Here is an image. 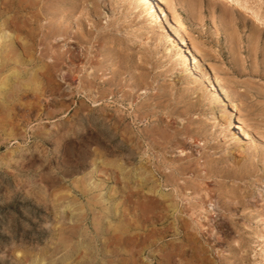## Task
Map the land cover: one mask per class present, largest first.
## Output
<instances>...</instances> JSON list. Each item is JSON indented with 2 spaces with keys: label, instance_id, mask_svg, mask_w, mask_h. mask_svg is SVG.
<instances>
[{
  "label": "rangeland",
  "instance_id": "1",
  "mask_svg": "<svg viewBox=\"0 0 264 264\" xmlns=\"http://www.w3.org/2000/svg\"><path fill=\"white\" fill-rule=\"evenodd\" d=\"M0 264H264V0H0Z\"/></svg>",
  "mask_w": 264,
  "mask_h": 264
},
{
  "label": "bare ground",
  "instance_id": "2",
  "mask_svg": "<svg viewBox=\"0 0 264 264\" xmlns=\"http://www.w3.org/2000/svg\"><path fill=\"white\" fill-rule=\"evenodd\" d=\"M60 68V67H59ZM207 68V67H205ZM216 68V67H215ZM220 69V68H219ZM216 70V69H215ZM63 71V70H62ZM70 72V71H69ZM65 73V72H64ZM68 74V73H66ZM70 74V73H69ZM68 76V75H67ZM224 77V76H223ZM234 78V77H233ZM68 79V78H67ZM210 85L212 84L211 89L214 91L216 88H218V93H221L222 100L219 102L222 103L221 105H225V102L231 100L232 97L237 96L238 94V83L235 81H232L229 78L221 79L218 74L210 76ZM236 80V79H235ZM239 82V81H238ZM241 84V83H240ZM219 103V104H220ZM249 117V116H248ZM240 120V119H239ZM253 126H248L246 128H243L242 126H239V131L241 130L242 139L244 140L246 136H252L257 137L262 133V127L260 123L254 120H251ZM246 126V125H245ZM151 179V178H150ZM160 181V180H159ZM175 185V184H174ZM174 189V188H173ZM210 190V189H209ZM208 190V191H209ZM143 206V205H142ZM147 216V215H146ZM147 218V217H146ZM222 228L224 225L221 226ZM225 228V227H224Z\"/></svg>",
  "mask_w": 264,
  "mask_h": 264
}]
</instances>
